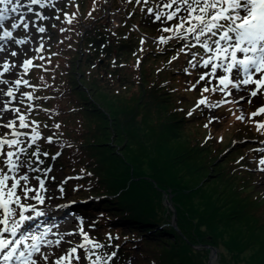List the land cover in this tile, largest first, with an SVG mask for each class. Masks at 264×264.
I'll list each match as a JSON object with an SVG mask.
<instances>
[{
  "label": "rangeland",
  "instance_id": "obj_1",
  "mask_svg": "<svg viewBox=\"0 0 264 264\" xmlns=\"http://www.w3.org/2000/svg\"><path fill=\"white\" fill-rule=\"evenodd\" d=\"M46 1V4L54 3L55 6L53 8L57 6L59 7V11L62 10V15L58 21L52 24L51 14L49 12L50 7L46 6L39 11V5H32L34 12L27 13L26 15V19L30 21L28 30H11V21L5 22V26L12 31L15 39L26 40L27 42L15 44L12 41H0V46L6 49V51L0 52V73H3V76H0V80H8L10 82L9 84H0V90H2L0 91V107H3V102L10 101V109H19L18 113L12 111L4 113L3 116L0 117V125L8 123L10 120H15L16 127L14 130L27 133V135H22L17 138L22 141L19 147H23L27 150L26 153L21 154V159L26 161V166L22 170V174H27L29 176V185L31 187H39L36 177H40L45 180V187L47 188V192L40 193L45 197V203L43 205L39 204L36 200L25 201V203L34 205L36 211H43L45 215L38 217L35 211L26 212L25 215H31L33 219L26 222L25 226L18 231L15 239H22L20 237L23 235L29 236L26 235L28 233L34 235L36 231L41 233L47 231L46 241H62L59 248H57L55 244L51 246L47 243L41 245V251L47 252L50 255L52 264H55V260L59 256L64 255L68 248L84 242L83 236L79 234L81 226L90 239L104 245L103 248L94 249L93 251H95L96 255H100L105 259L111 255L115 249L107 244L109 236H118V239L113 240L121 242L124 238H132L134 234H136V232L132 231L129 227H126L125 230L118 228L117 225H113V218L104 215H101L102 217L93 218V216H96V213L90 209L92 197L90 198L88 193L83 194L79 189L74 188L75 181L72 179V176L77 170H72L73 166L71 167L69 164V166L65 167L57 162L56 158L50 156L46 157V159L50 161V164L47 162L44 163L43 160L39 159L40 156L36 153L37 146L38 149H51L55 151L54 153H57L63 147L64 143L74 144L77 139L82 140L83 133L86 130L82 129V124L77 118H81V114L78 113L77 110H74V104L78 103L76 99L80 97V94L70 93L69 91L63 92L62 94L59 93L62 99L61 104L57 105L49 101L47 102L48 106L44 108L36 93L37 89L30 88L26 84H21L24 81L28 82L29 77L26 73L23 75L24 78L20 79L18 78L19 72L21 70L24 72L28 71L32 67V64L28 65L27 70H25L23 66L24 61L33 58L34 60L36 59V62L42 63L45 66L42 70L43 72L53 76L52 82L63 84V88L67 85L69 86L71 81H75L76 83L79 81V85H86V87L88 84L90 85L89 91L86 90L88 88L85 90L82 88L80 93L84 97L88 95V97L95 98L102 102V107L104 108L102 120L106 122V127L103 125L104 130L98 132L99 138L96 148L100 152V156L105 165H107L111 171H118L120 176L124 177L123 180L125 181L132 180L134 176L137 182H149L148 176H146V173H152L149 160L155 158L154 152L157 150L162 156H164L165 152L166 155L170 154L172 159V157L184 153L182 148L178 146L181 142H190L197 146L201 145L199 147L206 148L211 152L215 150L216 147L224 150L235 143L229 149L228 161L232 164L227 165L228 169L231 170V174L224 176L226 182V184L223 185L225 188L224 191H226L225 196L229 194L228 198L231 196L234 197L235 193L231 194L226 189V186L234 190L235 182L242 177H245L247 186L244 187L239 195L236 194L238 196H235L234 203L228 204L225 208L226 214L231 217L227 218V221L214 216L212 222L204 223L201 218L195 214L190 216L191 213L188 212L187 207L183 204V202L188 203L190 201L188 208H192V206L195 205L196 209L194 210L199 216H201L202 211L205 210L206 205H204V201L209 195H211L213 204H217V200H219V191L223 189V186L217 187L216 190L214 188L217 185L216 183H224V177H222L220 173L221 169L213 164L211 166L214 169H212V172L208 175V165L203 166L199 172L193 174V169H196L194 158H186L185 164H181L184 172L176 171L179 165L174 162V170L177 172L174 174L176 178L181 179L184 185L185 195L182 196L178 188L174 189L168 186L163 196L165 197V204L169 208L168 212L171 216L170 221H172L173 213L176 219V223L173 227L178 229V226H180L179 219L181 218L185 222V233L186 230L190 233V230H192L194 235L201 234L204 241L214 239L222 248L220 249L221 252L217 250L219 261H222L221 264H249L250 254L254 251V247L250 245L245 251L234 257L232 255H235V253L229 249L228 243L229 240H233V238H235V242L237 240H249L254 243V240H251L252 237H249L250 233L247 234V229L250 226L253 228L256 218L257 231L262 233V235L264 234V229L258 225V222H263V219L259 217V211L264 207V176L258 180V176H255L253 173L254 169L249 170L251 165H254V167L258 166L255 160L259 161L261 155H264V153L258 149L255 152L254 161H252L254 163L251 164L249 160H247L249 156L247 152H253L254 145L264 149V143L258 145L241 139L245 136L258 137V139L264 138V129L260 131L257 130V124L264 123V113L258 114L255 117L252 116V113L264 107V93L258 92L256 97H251L250 92L256 90L255 85L242 84L239 85V87L229 85L228 88L221 92L219 89L223 88V85L220 84L218 78L221 76L220 71L217 69L216 74L211 75V65L207 67V71L203 65V59H201V56H197L198 52H192V54L190 53L189 56L186 57L187 54L185 51L187 50L188 52V47H184L183 52L179 50L171 52V50H175V45L172 46L173 48L171 49L165 48L166 46L164 43L160 42V37L157 39H146L142 44V40L136 36V44H134V47L131 43L122 42L118 37H115L114 40L111 38L109 42H107L108 46L118 45L117 48H113V53L117 56L118 52H120L118 61L120 60V65L124 63V66H121L119 69H114L109 65L110 70L113 71L114 74H118L119 78L113 82V89L109 92L107 91L103 97L102 92L94 88V84L98 83V80L95 77V72H90V69H95V66L81 54V50L79 49L80 44H74L70 41L66 44H62V41L72 34V32H69L70 20L77 22L92 19L89 20V23H91L89 25H91V27H103L105 25L103 20H93L101 18V5L103 0ZM24 2L27 3V0H24ZM153 2H155L156 5L150 8H153L155 12H159V10L162 11L164 9L163 4L166 3L167 0H154ZM111 3L114 6V10H117V12L112 14V18L115 21H118L122 12L125 14V8H122L125 5L130 16H132L134 12L137 14L140 13L138 16H140L139 21L142 23L141 17H143V13L141 14V12L142 9L148 5L149 0L147 3H144V0H108V6H110ZM72 4H74V13H68L67 6ZM62 5H64V7H61ZM46 8H48L47 11H45ZM24 11H26V9ZM168 11H170V9L163 10L162 12L167 13ZM37 12L47 17V19H38L34 14ZM150 16L151 17H148L147 20L142 23L144 33L151 36L157 35L165 37L173 35L171 32H163L162 29L168 26L174 27L178 21H157L154 15L150 14ZM56 17H59V15L56 14ZM61 17L66 19L63 21ZM52 25L62 30L65 34L62 36H53L54 33L52 29H50ZM38 27H44L46 31L40 33L37 31ZM88 29L89 28H86V32ZM71 30H74V28H71ZM2 33L3 29H0V34ZM111 34L114 35L113 33ZM116 35L115 33V36ZM101 38L102 35L99 34L95 39V42L99 41V44L95 46L93 52H103L104 43H100ZM69 39L72 40L74 37L71 36ZM124 39L126 40V38ZM80 40L79 37L78 41ZM112 41L115 44L111 43ZM170 43H173V41ZM175 44H178V42H175ZM185 45L186 43H183L180 47ZM77 49L78 51H76ZM12 51H15L17 55L12 56L10 54ZM49 52L51 53L48 55ZM130 52L137 53L133 55ZM74 57H76L75 60ZM174 57L178 58L174 59ZM197 58L201 59V64L199 63L200 61H197ZM121 59L123 60L121 61ZM6 61L10 66L14 65V67H10L8 72H4L2 67ZM79 62L86 65L81 72L78 70L80 67ZM116 62L117 60L115 59H110L109 61L113 67H119L116 65ZM185 63L186 68L184 69ZM76 64L77 66L74 72V65ZM21 67H23V69ZM149 69L150 71L147 73ZM192 71H194L193 75L191 74ZM204 71L207 73V76H205L207 84H214L218 93L225 97V103H230L225 108V113L219 110L222 102L207 103L215 104V108H208L204 105L206 109L208 108L211 116L219 118L215 122L212 121L211 117L205 115V112L202 114L204 107L198 109L197 113H195V110L191 116L188 115V112L194 109V105L192 106L193 101L189 103L188 99L190 93L188 89L189 85L194 86V82H196V79L199 81L198 78ZM31 73H33V71ZM197 73H199L198 76ZM253 78L258 79L260 75L258 73H253ZM238 79L242 78L239 76ZM16 80H20L21 85H16L14 83ZM232 80L235 83V77ZM41 82L48 84L47 81ZM197 85L198 82L195 86ZM199 85L205 86L202 83ZM9 88L13 90V97L3 95V92H6ZM48 90L51 93L53 92L51 87L48 88ZM29 95H31L32 99L28 98ZM208 97L211 98L210 96ZM220 97L221 96L218 95L216 99ZM197 98L198 97H196V99ZM192 100H195V98L193 97ZM90 104L94 107L93 101H91ZM235 104L237 108H235ZM117 106H120V108L116 109ZM150 108L154 110L150 111ZM147 111L151 113H147ZM238 113H240V116H244L245 119L241 122L239 119V122L235 120L233 132L221 130L219 126H217V123H221L222 118L231 117V119H236ZM112 114H116L117 117L114 120H109ZM226 114H228V116ZM20 115L25 116V122L29 127L23 129L19 128L18 117ZM210 120L211 122H209ZM207 122L214 132L209 131V129L205 127ZM133 124L138 125V127L134 128ZM56 125H59V127L57 128ZM33 129H36L40 134V139H38L35 144H33L31 140L33 134L29 136V133L32 132ZM12 131L13 129L0 127V135H5L9 139L14 138L10 135ZM226 132L227 138L223 135ZM215 136L216 139L210 142L212 144H204L207 143L208 138H213ZM49 137H51L52 143L48 142L47 138ZM231 141H233L232 144ZM94 142L96 141L93 139V143ZM248 145H251L249 149L247 148ZM146 149H148V152L145 151ZM33 152H35L36 155H32ZM190 152H193V150H190ZM61 153L62 157L66 159L64 157L66 151ZM85 155L86 159H90V151L88 149L85 150ZM251 157H254V155ZM28 165H30L31 168H29ZM48 169H51V171H48ZM214 170L216 174H214ZM131 171H134V173H130ZM9 183H11V181H9ZM165 183L167 182L161 183L158 178H156L154 186L160 191ZM236 184L240 185L241 183ZM61 188H63V192L60 191ZM204 193L206 195L202 198ZM77 194H82L80 196L85 197L78 200L76 199L78 196ZM30 195L32 194L30 193ZM94 198L98 199L99 197L95 196ZM250 204H257L255 206L256 209L254 210ZM233 213H235V216ZM96 219L98 221L94 222ZM227 225H229L228 232ZM155 237L156 236H154V239ZM7 238L13 239L10 235H8ZM162 238V240L161 238H157L159 242L156 244L148 242L144 245L142 243L141 249L144 251V256H142L143 260L140 263H137L133 257H127L125 260H121L119 264H157L156 261L152 260L159 255V251H155V249L171 250L177 249L179 246V243L174 241L168 233ZM261 238L264 239V236ZM30 241L32 240H25L23 243L24 248L20 250L25 252V256H27V245ZM64 241H70V243H64ZM206 245L209 244H203L201 247L207 248ZM257 246L258 245L255 244V247ZM101 250L104 251L103 254L100 253ZM82 253L83 250L78 249V254ZM134 253L135 251H130V254ZM2 256L0 257V263L4 262V260L2 261ZM37 256V253H33V259H36ZM210 256L211 251L209 252L208 264H210ZM93 259H95V256H93ZM38 264H44L43 260L41 259ZM73 264H76V262L73 261ZM81 264H85V262L82 260ZM107 264L112 263L108 261ZM166 264L187 263L186 261L180 262L179 257L172 253L168 257ZM190 264H192V262Z\"/></svg>",
  "mask_w": 264,
  "mask_h": 264
},
{
  "label": "trees",
  "instance_id": "obj_2",
  "mask_svg": "<svg viewBox=\"0 0 264 264\" xmlns=\"http://www.w3.org/2000/svg\"><path fill=\"white\" fill-rule=\"evenodd\" d=\"M72 7H74V4H72L69 9H71ZM72 9L74 13V8ZM135 16L136 12H134L133 14V17ZM61 18L63 19V21L66 19L63 17ZM89 20L92 19L77 22H75L74 20H70L71 23L69 32H72V34L64 39L62 41V44H66L68 41L74 44H80L79 49L81 50V54L95 66V69H90V72H95V77L98 80V83L94 84V88L102 92L104 97V94L107 91L109 92L113 89V82L119 78L118 74H114V72L110 70L109 65L111 66V68L115 69H118V67H113L110 63L100 65L98 60L102 55L105 54H109V56L111 55L112 57H114L113 48H117L118 45L108 46L107 40L111 39V37L108 35L109 32L107 31L109 30V28L106 24L103 27H90L86 34L82 37V33L84 32V25L89 23ZM141 20L143 23L145 20H147V18H141ZM71 28H74V30H71ZM54 29L57 35L62 36L63 34H65L62 30L57 29L56 26L54 27ZM115 33L117 35L120 34L119 36L126 38L133 45V47L135 46L134 44H136V36L137 38H139L140 36L135 30L130 27L127 22H124L120 30L116 31ZM99 34L102 35L100 43H104V50L100 53H98L97 51L93 52L95 46L99 44V41L95 42V39ZM71 36H73L74 39H69ZM79 37L81 39L80 41H78ZM111 43L115 44L113 41ZM76 51H78V49ZM50 53L51 52H49L48 55ZM130 53L132 54V52ZM75 58L76 57H74V60ZM77 64L74 65V72ZM79 64L80 67L78 70L79 72H81V70L86 65L82 64L81 62H79ZM34 66L41 68V70H39L38 68H33L34 70L32 69V82L27 86L33 89H37L36 93L40 98L39 101L41 102V105L46 108L48 106L47 102L49 101H52L57 105L61 104L62 99L60 97V94H62L63 92L69 91L70 93L80 94V97L76 99L78 103L74 104V110H77L78 113L81 114L82 117L77 118L82 124V129L86 130L83 133L82 140H78L76 137H74L75 139H77L74 144L64 143L63 147L57 153H54L55 151H52L51 149H41L42 151L39 152L45 158L48 156L52 158L55 157L57 159V162H59L61 165L66 167L70 164L71 167L73 166L72 170H77L72 176V179H74L75 181L74 188L79 189L81 192H83V194L88 193V196L92 197L91 210L96 213V216H114L116 218L113 219L116 220L112 221L113 225H117L118 228L121 229L129 227L132 231L136 232L134 236L139 238L135 237L134 239L138 240H128L127 242H134L130 243L128 247L130 250L135 251V253L131 255H133L137 259L138 263L143 260L142 256H144V251L141 249L142 243L144 245L148 242H153L156 244L159 242L157 238H161L162 240V237L165 236L166 233H168L174 239V241H177V243H179V246L177 247V249H171L172 251L170 249H155V251H159V255L157 257H154L152 260L156 261L157 264H166L168 257L172 253L176 254L179 257L180 262L186 261L187 264H190L191 262L192 264H208L207 262L209 261L208 257L210 248L201 247L203 246V244H212V246L218 248V250L221 252L220 249L222 248L220 244L217 243L214 239L204 241L201 234L194 235L192 230H190L191 233L187 230L185 233V222L183 219H179L180 226H178V229L173 227L170 221L171 216L168 212L169 208L165 204V197L163 196V194L164 192H166L165 189L168 186H171L174 189L178 188V191L182 196L185 195V191L183 188L184 185L182 184L180 178L175 177V174L177 173L176 171L184 172L181 164H185L186 158H194L196 169H193V174L199 172V170L203 166L208 165L207 169L209 170V175L210 172H212V169H214L211 166L212 164L221 169L220 173L222 177L231 174V170L227 167V165L232 164L228 161L230 153L229 151L225 152L216 147L215 150L211 152L206 148L199 147L201 145L197 146L190 142H181L178 144V146L182 148L184 153H180L177 156L172 157V159L170 154L166 155V152L164 156H162L158 150L154 152L155 158H151L149 160L152 173H146L149 182H137L135 181L136 178L134 176L132 177V180L125 181L123 180L124 177H121L118 171H111L109 167L105 165L100 156V152L96 148V144L99 138L98 132L100 130H104V127H106V122L102 120L104 112L102 102L96 100L95 98L93 99L91 97H88V95L87 97H84L80 93V90L82 88L84 90L88 88L86 90L89 91L90 85L88 84V86L86 87V85H79V81L78 83H76L75 81H71L69 86L67 85L63 88V84L52 82V75H48L47 73L42 71L45 68L42 63L35 62ZM41 81H47L48 84L42 83ZM50 87L53 90L52 93L48 90V88ZM196 96L197 94L191 91V100H189V103L193 101L192 106L196 102H194L192 98ZM91 101H93L94 107L92 106V104H90ZM119 108L120 106L116 107V109ZM149 110L152 111L154 109L150 108ZM150 111H147V113H151ZM197 111L198 109H196L195 113H197ZM116 117V114H112L111 119H108L114 120L116 119ZM133 127L137 128L138 125L133 124ZM32 134H34L33 131L29 133V136ZM93 139L96 142L93 143ZM204 144L208 145V143ZM249 147L251 146L248 145L247 148L249 149ZM62 149L63 151H66V154L64 155L66 159L62 157ZM86 149L90 151V159H86ZM36 150H40L38 149V146ZM190 150H193V152H190ZM145 151L148 152V149H146ZM45 153H47V155H45ZM250 153L251 155L253 154V152ZM174 162L179 165L176 171L174 170ZM213 172L214 174H216L215 170ZM130 173H134V171H131ZM156 178H158L161 183L167 182L164 184L160 191H158L154 186V181ZM236 183L241 184L237 185ZM216 184L217 185L214 188L215 190L217 187L219 188V186H223L224 184H226L225 177L224 183ZM245 186H247L245 177H242L240 180L235 182L234 190L226 186V189L231 194L235 193L234 197L231 196L229 198V194L225 196L226 191H224L225 188L223 186V189L219 191V200H217L216 205L213 204V202L211 201V195H209L204 201V205L206 206L205 210L202 211L201 216H199L198 213L194 210L196 209L195 205H193L192 208H188L190 201L188 203L183 202V204L187 207L188 212L191 213L190 216H192V214H195L196 216L200 217L202 222L204 223L212 222L214 216L219 217L221 220L227 221V218L231 217L226 214L225 208L228 204L234 203L235 196H238L240 192L243 191ZM205 195L206 194L204 193L202 198H204ZM95 196H98L99 198L95 199ZM250 205H252L254 210L256 209L255 206L257 204ZM261 210L259 211V213L261 212ZM100 213H102L103 215ZM233 214L235 216V213ZM259 217L263 219V222H258V225L264 229V213L260 214ZM228 231L229 225H227V232ZM248 233H250L249 237H252L251 240H254V243L258 246L255 247V244L249 240H237L235 242V238H233V240L230 239L228 243L229 249L233 253H235V255H231L236 257V255L242 253L251 245L252 247H254V251L250 254V259L248 261L249 264H264V239L261 238L264 236V234L262 235V233L257 231V218L255 219L253 228H251L250 226L247 229V234ZM154 236H156L155 239ZM114 238L118 239V237L116 236L113 237V239ZM122 252L123 251H121V253Z\"/></svg>",
  "mask_w": 264,
  "mask_h": 264
},
{
  "label": "snow or ice",
  "instance_id": "obj_3",
  "mask_svg": "<svg viewBox=\"0 0 264 264\" xmlns=\"http://www.w3.org/2000/svg\"><path fill=\"white\" fill-rule=\"evenodd\" d=\"M147 2L148 0H144V3ZM32 5H39L40 8L55 6L54 3L46 4L45 0H27V3L24 0H0V6H2L0 7V29H3V33L0 34V41H12L15 44L27 42L26 40L15 39L11 30H28L30 21L26 19V15L34 12ZM163 8L170 9V11L164 13L155 12L153 8L147 9L157 21H178L174 27L162 29L163 32H171L173 35L169 37L161 36V43L167 44L169 41H173L175 44L176 41H186L189 38H194L195 45H187V47L199 46L204 52L209 53L208 57L203 60V65L204 67L211 65V75H215L217 69L221 67L226 73H232L236 69L243 74V79H237L235 83L228 76L221 75L219 81L223 88H220L219 91L223 92L230 84L233 87H239L242 84L255 85L256 90L250 92L251 97H256L258 92L264 93V0H167L163 4ZM25 9L26 11H24ZM34 14L40 20L47 19L38 12ZM7 21H11V30L5 26ZM37 31L43 33L46 29L38 27ZM218 32L222 33L219 39H212L209 43V39L216 37ZM221 41H224V44H221ZM4 51L6 49L0 46V52ZM179 51L183 52L184 48L179 49ZM238 53L243 54L242 58H238ZM10 54L12 56L17 55L15 51ZM176 58L178 57H174V59ZM214 61H220V63ZM223 61H228L226 66ZM31 63V60L24 61L25 70ZM2 67L4 72H8L10 67H14V65L10 66L6 61ZM253 73H258L260 78L254 79ZM0 76H3V73H0ZM204 79L205 76L202 75L200 80ZM9 83L8 80H0V84ZM14 83L19 85L21 81L16 80ZM24 83L27 84L28 82L24 81ZM193 88H195V85ZM203 91L208 92L209 89L205 87ZM213 91H216V89H213ZM3 95L13 97V90L9 88L6 92H3ZM28 98L32 99L31 95ZM9 103L10 101L3 102V107H0V117L9 111L19 112L18 108L10 109ZM201 105L208 108L216 107L215 104H207L206 98H202L197 102L195 108L188 112V115L191 116L193 111ZM261 113H264V107L252 113V116L255 117ZM18 119L19 128L29 127L25 122V116L20 115ZM212 119L218 120L219 118L212 117ZM237 119L244 120L245 117L238 116ZM0 127L13 129L10 135L14 137L9 139L5 135H0V253L3 254L2 259L5 262L15 259L21 261V264H38L42 259L44 264H52L50 255L41 251V245L45 243L49 246L55 244L59 248L61 240L46 241L47 231L40 235H29L22 239H15L18 231L25 226L26 222L33 219L31 215H25L26 212L35 211L38 217L45 215L43 211H36L34 205L25 203V201L36 200L43 205L45 197L40 193L47 192V188L45 187V180L40 177H36L39 187H31L29 176L22 174L26 161L21 159V154L26 153L27 150L19 147L22 141L17 138L27 135V133L14 130L16 127L15 120H10L8 123L0 125ZM56 127L58 128L59 125H56ZM205 127H208V125L206 124ZM261 129H264V123L257 124V130L260 131ZM33 133L31 140L35 144L40 139V134L36 129H33ZM47 139L49 143H52L51 137ZM260 151L264 153V149ZM32 155H36V153L33 152ZM259 165L264 166V155L261 156ZM28 167L31 168L30 165ZM48 171H51V169H48ZM260 171L264 172V167H261ZM60 191L63 192V188ZM79 234L83 236L84 242L68 248L64 255L55 260V264H73V261L76 264H81L82 260L85 264H107L109 260L116 256L115 252L111 253L106 259L96 255L93 250L103 248L104 245L90 239L82 226L79 229ZM8 235L13 239H8ZM28 239L32 240L33 243L28 246L27 256H25L24 251L18 253V248ZM111 239L112 237L109 236V240ZM64 243H70V241H64ZM78 249H82L83 253L78 254ZM33 253L38 254L36 259H33ZM93 256H95V259H93Z\"/></svg>",
  "mask_w": 264,
  "mask_h": 264
},
{
  "label": "water",
  "instance_id": "obj_4",
  "mask_svg": "<svg viewBox=\"0 0 264 264\" xmlns=\"http://www.w3.org/2000/svg\"><path fill=\"white\" fill-rule=\"evenodd\" d=\"M216 259H217V251L215 248H213L210 256V264H217Z\"/></svg>",
  "mask_w": 264,
  "mask_h": 264
},
{
  "label": "bare ground",
  "instance_id": "obj_5",
  "mask_svg": "<svg viewBox=\"0 0 264 264\" xmlns=\"http://www.w3.org/2000/svg\"><path fill=\"white\" fill-rule=\"evenodd\" d=\"M27 235H29V233L27 234ZM2 253H0V255H1Z\"/></svg>",
  "mask_w": 264,
  "mask_h": 264
}]
</instances>
